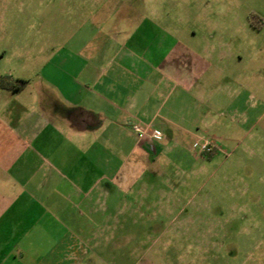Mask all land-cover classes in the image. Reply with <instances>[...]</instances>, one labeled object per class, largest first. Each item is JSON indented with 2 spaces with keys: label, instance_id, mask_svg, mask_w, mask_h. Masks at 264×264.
Wrapping results in <instances>:
<instances>
[{
  "label": "crops",
  "instance_id": "0c3cea01",
  "mask_svg": "<svg viewBox=\"0 0 264 264\" xmlns=\"http://www.w3.org/2000/svg\"><path fill=\"white\" fill-rule=\"evenodd\" d=\"M92 9L51 56H15L18 68L0 71L26 82L0 85V264L44 263L73 235L72 212L95 214V193L132 189L147 167L167 174L169 156L191 157L202 140L211 48L189 53L180 28L158 22L163 9ZM134 124L162 139H139Z\"/></svg>",
  "mask_w": 264,
  "mask_h": 264
},
{
  "label": "rangeland",
  "instance_id": "374dc122",
  "mask_svg": "<svg viewBox=\"0 0 264 264\" xmlns=\"http://www.w3.org/2000/svg\"><path fill=\"white\" fill-rule=\"evenodd\" d=\"M97 1L0 0V71L51 56ZM109 2L163 9L158 22L180 28L189 53L211 48L216 69L196 102L208 119L170 172L147 167L132 189L95 193L94 215L72 212L73 235L42 264H264V0Z\"/></svg>",
  "mask_w": 264,
  "mask_h": 264
},
{
  "label": "built area",
  "instance_id": "2783aa9c",
  "mask_svg": "<svg viewBox=\"0 0 264 264\" xmlns=\"http://www.w3.org/2000/svg\"><path fill=\"white\" fill-rule=\"evenodd\" d=\"M132 131L137 135L139 139H144L146 137H149L152 141H160L162 139V134L159 131L151 130L149 132L148 127H143L140 124H134L132 126ZM201 150L205 153H211L212 152V145L210 142L205 141L202 146Z\"/></svg>",
  "mask_w": 264,
  "mask_h": 264
},
{
  "label": "trees",
  "instance_id": "16d2710c",
  "mask_svg": "<svg viewBox=\"0 0 264 264\" xmlns=\"http://www.w3.org/2000/svg\"><path fill=\"white\" fill-rule=\"evenodd\" d=\"M26 82L23 80H15L10 81L7 77H2L0 81V85L4 89H8L11 91H18Z\"/></svg>",
  "mask_w": 264,
  "mask_h": 264
}]
</instances>
